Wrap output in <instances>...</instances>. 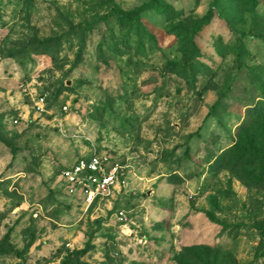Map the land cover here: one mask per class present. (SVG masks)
Listing matches in <instances>:
<instances>
[{
  "label": "rangeland",
  "instance_id": "374dc122",
  "mask_svg": "<svg viewBox=\"0 0 264 264\" xmlns=\"http://www.w3.org/2000/svg\"><path fill=\"white\" fill-rule=\"evenodd\" d=\"M263 103L264 0H0V264H264Z\"/></svg>",
  "mask_w": 264,
  "mask_h": 264
},
{
  "label": "built area",
  "instance_id": "2783aa9c",
  "mask_svg": "<svg viewBox=\"0 0 264 264\" xmlns=\"http://www.w3.org/2000/svg\"><path fill=\"white\" fill-rule=\"evenodd\" d=\"M37 110H44V97L35 102ZM18 122L17 118L13 119ZM121 165L96 152L77 158L57 173L65 192L79 204L90 206L100 202L120 183ZM121 213V212H120Z\"/></svg>",
  "mask_w": 264,
  "mask_h": 264
},
{
  "label": "trees",
  "instance_id": "16d2710c",
  "mask_svg": "<svg viewBox=\"0 0 264 264\" xmlns=\"http://www.w3.org/2000/svg\"><path fill=\"white\" fill-rule=\"evenodd\" d=\"M132 12H133V10H130L128 12H121L119 15L123 16V15L131 14ZM261 109H262L261 112H258L257 115H256V120H260V121L264 120V103H263V107ZM200 247L201 246H199V245H192L190 247V249L191 250H199ZM185 249H187V248H185ZM218 253H219V251L217 250L216 254H218ZM228 259H229L231 264H238V262L236 261L235 258H230L229 257Z\"/></svg>",
  "mask_w": 264,
  "mask_h": 264
}]
</instances>
